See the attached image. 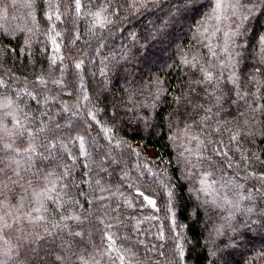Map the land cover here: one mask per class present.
Listing matches in <instances>:
<instances>
[{
    "label": "trees",
    "instance_id": "1",
    "mask_svg": "<svg viewBox=\"0 0 264 264\" xmlns=\"http://www.w3.org/2000/svg\"><path fill=\"white\" fill-rule=\"evenodd\" d=\"M0 125V264H264V0H0Z\"/></svg>",
    "mask_w": 264,
    "mask_h": 264
},
{
    "label": "rangeland",
    "instance_id": "2",
    "mask_svg": "<svg viewBox=\"0 0 264 264\" xmlns=\"http://www.w3.org/2000/svg\"><path fill=\"white\" fill-rule=\"evenodd\" d=\"M90 64H91V66H92V64H93V60H90ZM56 78H57V76H55ZM53 75H48L47 76V78H46V80H53V83H55L59 88H61V86L62 85H60L61 83L63 84V80L61 81V80H59V79H56ZM54 97H51L50 99H53ZM63 102V101H62ZM66 102V101H65ZM65 102H63V104H65ZM48 107H46V109H47ZM61 109H62V107H61ZM0 126H2V125H0ZM41 130H44V128H41ZM149 152H151V151H149ZM103 167L105 168V166L103 165ZM82 235V234H81ZM81 235H78L79 237L81 236ZM143 240V239H142ZM153 246L151 245V246H149V249H151ZM163 258L164 259H166V256L164 255L163 256Z\"/></svg>",
    "mask_w": 264,
    "mask_h": 264
}]
</instances>
